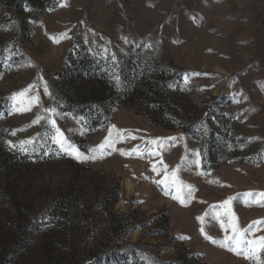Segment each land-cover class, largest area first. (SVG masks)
Returning <instances> with one entry per match:
<instances>
[{"label": "rangeland", "instance_id": "1", "mask_svg": "<svg viewBox=\"0 0 264 264\" xmlns=\"http://www.w3.org/2000/svg\"><path fill=\"white\" fill-rule=\"evenodd\" d=\"M260 194L264 0H0V264H264Z\"/></svg>", "mask_w": 264, "mask_h": 264}, {"label": "snow or ice", "instance_id": "2", "mask_svg": "<svg viewBox=\"0 0 264 264\" xmlns=\"http://www.w3.org/2000/svg\"><path fill=\"white\" fill-rule=\"evenodd\" d=\"M193 20L195 21V18H193ZM50 38L53 39V42H58V38H56V37H50ZM60 38H66V34H61V37H60ZM146 47H151V45H146ZM113 59H115V57H113ZM45 94H48V92H47V88H45ZM17 95H23V93H20V94H17ZM13 98H15V97H13ZM29 110H30V109H29ZM47 111H48V112L50 113V115H51V114H53V113L55 112V109H47ZM35 122L38 123L39 120H37V121H35ZM50 122L52 123L53 128H54V130H55V135L53 136V142H54V143H57V144L60 146L61 150L68 151L70 154H71V153H75V158L78 159V160H80V159H85V160H87V159L93 158V157L83 156V155H82L81 153H79L77 150H75L74 148H72V146H70V145H66V143L64 142V139H63V135H62V133H60L58 129H55V121H54V120H51ZM12 134L15 135V133H12ZM30 142H31V141H28V142H21V143H22V145H23L24 143H30ZM100 147L103 148L104 145H101ZM24 150H26V149H24ZM90 151H91V150H90ZM246 195H248V196H252L253 194L248 193V194H246ZM260 195H264V194H260ZM174 198H175V197H174ZM225 203L227 204L228 202L225 201ZM226 239H234V238H226ZM212 242H213V243H217V241H212ZM220 246L225 247V246H227V244H226V243H221ZM230 250H232V251H236V248H231ZM237 254H239V253H237Z\"/></svg>", "mask_w": 264, "mask_h": 264}, {"label": "trees", "instance_id": "3", "mask_svg": "<svg viewBox=\"0 0 264 264\" xmlns=\"http://www.w3.org/2000/svg\"><path fill=\"white\" fill-rule=\"evenodd\" d=\"M86 64H87L86 57H83L82 60L79 62L78 70L80 71L84 70L86 68ZM82 87H84V85H82ZM75 89H78V88H75ZM104 93H105L104 87L100 88L98 91H92V98L95 99L99 103V101H101L102 98L104 97ZM68 103L70 104L71 101H68Z\"/></svg>", "mask_w": 264, "mask_h": 264}]
</instances>
